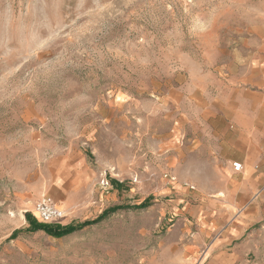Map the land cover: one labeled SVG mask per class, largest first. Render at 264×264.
Returning a JSON list of instances; mask_svg holds the SVG:
<instances>
[{
    "label": "rangeland",
    "instance_id": "rangeland-1",
    "mask_svg": "<svg viewBox=\"0 0 264 264\" xmlns=\"http://www.w3.org/2000/svg\"><path fill=\"white\" fill-rule=\"evenodd\" d=\"M262 47L264 0H0V264H264V167L201 109Z\"/></svg>",
    "mask_w": 264,
    "mask_h": 264
},
{
    "label": "crops",
    "instance_id": "crops-1",
    "mask_svg": "<svg viewBox=\"0 0 264 264\" xmlns=\"http://www.w3.org/2000/svg\"><path fill=\"white\" fill-rule=\"evenodd\" d=\"M227 69L230 72V102L217 109L204 104L201 109L207 111L204 115H208L209 110H218L216 117L207 118L213 128L217 126V117L219 123L230 125L228 134H219L221 140L224 138L222 141L230 142V161H239L246 171L253 173L254 169L257 172L264 167V47L249 57L230 55Z\"/></svg>",
    "mask_w": 264,
    "mask_h": 264
},
{
    "label": "built area",
    "instance_id": "built-area-1",
    "mask_svg": "<svg viewBox=\"0 0 264 264\" xmlns=\"http://www.w3.org/2000/svg\"><path fill=\"white\" fill-rule=\"evenodd\" d=\"M231 169L235 173L242 171L243 167L241 162L232 161ZM34 212L40 221L46 223L58 221L64 217L63 211L57 208L53 199L47 195L40 197V199L34 204Z\"/></svg>",
    "mask_w": 264,
    "mask_h": 264
},
{
    "label": "trees",
    "instance_id": "trees-1",
    "mask_svg": "<svg viewBox=\"0 0 264 264\" xmlns=\"http://www.w3.org/2000/svg\"><path fill=\"white\" fill-rule=\"evenodd\" d=\"M114 185L120 186V184L115 182V181H114ZM26 217H27L28 222H29L28 229H30V230L42 229L46 233H48L52 236H55V237H59V236L65 235V234H69L70 232H72L75 229V227L73 225H66V226H61L59 224L47 225V224L35 222L34 220H32L30 218V216L28 214H26Z\"/></svg>",
    "mask_w": 264,
    "mask_h": 264
},
{
    "label": "snow or ice",
    "instance_id": "snow-or-ice-1",
    "mask_svg": "<svg viewBox=\"0 0 264 264\" xmlns=\"http://www.w3.org/2000/svg\"><path fill=\"white\" fill-rule=\"evenodd\" d=\"M239 167V166H238Z\"/></svg>",
    "mask_w": 264,
    "mask_h": 264
}]
</instances>
